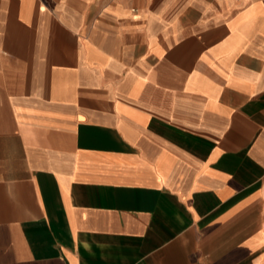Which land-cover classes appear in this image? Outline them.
I'll list each match as a JSON object with an SVG mask.
<instances>
[{"label": "crops", "instance_id": "obj_1", "mask_svg": "<svg viewBox=\"0 0 264 264\" xmlns=\"http://www.w3.org/2000/svg\"><path fill=\"white\" fill-rule=\"evenodd\" d=\"M0 264H264V0H0Z\"/></svg>", "mask_w": 264, "mask_h": 264}, {"label": "built area", "instance_id": "obj_2", "mask_svg": "<svg viewBox=\"0 0 264 264\" xmlns=\"http://www.w3.org/2000/svg\"><path fill=\"white\" fill-rule=\"evenodd\" d=\"M132 9H135V7H132Z\"/></svg>", "mask_w": 264, "mask_h": 264}]
</instances>
